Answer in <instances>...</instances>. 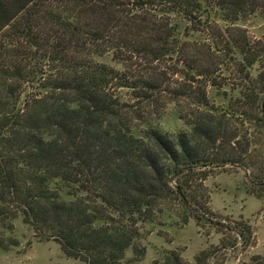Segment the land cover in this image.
<instances>
[{"label": "trees", "instance_id": "1", "mask_svg": "<svg viewBox=\"0 0 264 264\" xmlns=\"http://www.w3.org/2000/svg\"><path fill=\"white\" fill-rule=\"evenodd\" d=\"M258 6L0 0V249L19 218L83 264H136L145 224L210 220L209 174L255 155L262 192L264 44L237 25Z\"/></svg>", "mask_w": 264, "mask_h": 264}, {"label": "rangeland", "instance_id": "2", "mask_svg": "<svg viewBox=\"0 0 264 264\" xmlns=\"http://www.w3.org/2000/svg\"><path fill=\"white\" fill-rule=\"evenodd\" d=\"M257 2V9L237 21V25L264 44V0ZM208 94L211 103L219 104V98L213 96L211 89ZM156 123L163 132L169 133L184 126L172 105L166 107ZM239 146L246 147L244 143ZM260 150L264 155V144ZM251 157L255 161L252 165L248 161L250 166L217 170L205 178L209 221L196 222L189 217L186 222L175 218L172 222L145 224L146 232L137 242L145 251L136 264H252L255 259L263 261L264 190L256 191L249 183L250 170L259 165L257 157ZM12 222L9 234L18 243L0 249V264H83L65 255L53 240H39L19 218ZM239 222L249 225L247 243L235 229ZM125 257H132L131 247L126 249Z\"/></svg>", "mask_w": 264, "mask_h": 264}]
</instances>
